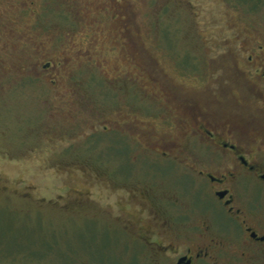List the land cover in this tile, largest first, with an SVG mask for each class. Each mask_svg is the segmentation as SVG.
<instances>
[{"label":"rangeland","instance_id":"rangeland-1","mask_svg":"<svg viewBox=\"0 0 264 264\" xmlns=\"http://www.w3.org/2000/svg\"><path fill=\"white\" fill-rule=\"evenodd\" d=\"M256 43L264 46V0H0V264H136L134 257L122 262L125 250L111 234L76 227L89 212H120L106 207L110 150L94 119L108 111L112 69L131 74L130 107H148L155 93L170 105L213 106L221 98L224 112L237 89L231 53ZM74 68L81 93L76 85L60 103L50 82L64 84L58 73ZM137 72L146 76L137 81ZM201 76L209 88L194 87ZM130 148L135 155L132 140ZM78 161L101 176L83 177ZM165 164L143 159L117 169L144 179V170ZM82 180H99L98 208L73 203Z\"/></svg>","mask_w":264,"mask_h":264},{"label":"flooded vegetation","instance_id":"flooded-vegetation-1","mask_svg":"<svg viewBox=\"0 0 264 264\" xmlns=\"http://www.w3.org/2000/svg\"><path fill=\"white\" fill-rule=\"evenodd\" d=\"M253 46L231 53L230 75L237 89L224 112L221 98L213 106L201 107L191 99L170 105L165 95L155 93L148 94V107H130L124 96L132 93L131 74L112 69L108 111L94 119L102 125L110 150L106 207L120 212L105 210L99 217L89 212L77 218L76 227L88 235L101 230L114 236L125 250L123 263L134 257L136 264H264V46ZM79 75L74 68L58 73L64 84L51 80L60 103L76 85L81 93V85L75 83ZM132 75L137 81L146 76ZM204 76L194 78L199 83L194 87L209 88ZM97 133L96 129L85 135ZM113 150L124 154L113 156ZM143 159L169 164L152 167L150 173L144 170V179L131 180L118 172V167H135ZM76 167L83 177L101 176L86 161H78ZM179 179L182 186L176 183ZM98 182L82 180L74 190L73 203L79 210L97 207ZM27 192L30 198L33 191ZM127 199L137 212L135 206L129 210ZM125 236L135 243L124 241Z\"/></svg>","mask_w":264,"mask_h":264}]
</instances>
